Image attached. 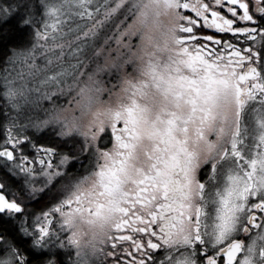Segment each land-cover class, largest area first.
<instances>
[{
  "label": "snow or ice",
  "instance_id": "obj_1",
  "mask_svg": "<svg viewBox=\"0 0 264 264\" xmlns=\"http://www.w3.org/2000/svg\"><path fill=\"white\" fill-rule=\"evenodd\" d=\"M38 7L0 3L2 95L18 113L0 162L23 177L20 192L0 177V264H62L58 250L70 264H264V0ZM36 108L44 119L24 115ZM49 126L39 143L26 131Z\"/></svg>",
  "mask_w": 264,
  "mask_h": 264
},
{
  "label": "rangeland",
  "instance_id": "obj_2",
  "mask_svg": "<svg viewBox=\"0 0 264 264\" xmlns=\"http://www.w3.org/2000/svg\"><path fill=\"white\" fill-rule=\"evenodd\" d=\"M52 2H63V0H52ZM106 2H110V0H93V3H94L97 7H101V6H102L104 3H106ZM72 11L75 12L76 9H73ZM101 11H103L102 8H101ZM100 18H101L100 16H97V17H96V19H100ZM86 23H88V21H86V20H81V19H79L78 17H75V16H72V17L69 18V27H71V28H73V29H74V28L76 27V25H78V24H79V25H84V24H86ZM65 31H68V28H67V27L65 28ZM27 33H28V30H27ZM101 35H103V33H101ZM109 35H111V33H109ZM67 39H72V36L69 35V36L67 37ZM133 40L135 41V38H133ZM28 42L30 43V39H29ZM101 43H102V40H99V39H98V40L96 41V46H99ZM115 46H116V45L113 43V44H112V47L115 48ZM84 50H85V52H86L89 56L92 55V51H93V49H92L91 46L85 48ZM8 55L10 56V55H11V52H9ZM6 59H7V56L4 58V61H3L2 65H1V67H0V75H3V69L6 67V64H5ZM39 62H40V61L38 60V63H39ZM57 70H58V69H57ZM86 71H87V69H86ZM48 74L51 75L52 72L50 71ZM82 79H83V77H82ZM102 79L104 80V86H105V87H109V86H111V85H113V84H116V79L114 78V76H113V77H109L107 74H105V75L102 77ZM0 81H1V83H2V93H3V91H4L3 81H2V80H0ZM51 91L54 92L53 99L55 100V102H56L58 105H59V104H64V105L70 107V105L67 104V101H68L69 97H67V96H59V93H55V90H54V89H51ZM73 95H74V93H73ZM57 96H59V99H57ZM105 98H106V96H105ZM0 104H1V106H2V107H1V118H2V120H3V122H0V131H2V133H1L0 135H3V136H4L3 125H4V124L7 122V120L10 119L12 116H18V113H17L16 111H14V110L11 108L10 105H8V102L5 100V98L3 97V95H2V100L0 101ZM40 104L42 105V108H48V107L50 106V102H49L48 100H42V101H40ZM42 108H36V109H34L32 112H27V111H25V112H24V115H31L34 119H44V118H45V114H44V112L42 111ZM5 113H7V115H5ZM18 122H19V123H24V122H25L24 119H23V116H19V117H18ZM32 130H33L34 132L36 131V132L38 133V137H37L38 139H36V138L34 137V134L30 132V131H32ZM26 131H27V134H28L29 136H32V137L36 140L37 143L43 141L46 137H48L49 135L52 134V128H51V126H49V127H47V128H42V129H40V130H38V131H37L36 129H33V128H28Z\"/></svg>",
  "mask_w": 264,
  "mask_h": 264
},
{
  "label": "flooded vegetation",
  "instance_id": "obj_3",
  "mask_svg": "<svg viewBox=\"0 0 264 264\" xmlns=\"http://www.w3.org/2000/svg\"><path fill=\"white\" fill-rule=\"evenodd\" d=\"M4 0H0V3H3ZM215 34V33H212ZM9 53V52H8ZM7 53V55H8ZM6 57V55H5ZM4 57V58H5ZM4 61V59H3ZM2 61V63H3ZM2 63L0 64V67L2 65ZM0 101L2 100V83L0 82ZM1 104H0V122H3L2 118H1ZM247 119V117H246ZM31 133L34 134V137L36 139H38V133L35 131H30ZM2 133V131H0V134ZM4 136L0 135V142L3 141ZM42 142V141H41ZM55 161V158H54ZM10 167V165H9ZM78 167L77 165H73L72 162H69V165L67 166V170L68 171H73L74 168ZM0 177H7V179L11 182L13 189L16 190L17 192H20V188L21 186H23V177L22 176H16L14 175L12 172H9L8 169L4 166V163L0 162ZM2 182V181H0ZM37 186H39V183H37ZM23 196V193H20ZM41 203H42V198L41 197H35L32 199V201L29 203V208L33 209L34 211L38 212L41 210ZM46 210V209H45ZM12 219L9 216H6L4 214H0V221L2 220H10ZM19 230V225L17 224V231ZM23 235V234H21ZM24 240L26 242H28L29 244L31 243V238L30 237H23ZM244 239H247V237H242ZM33 252L37 251L36 249H32ZM47 249H40L39 252L44 253L45 255L47 254ZM25 255H28V252H25ZM72 255L74 256V251L70 250L68 253H65L63 250H58V258L62 261V264H70V261L68 259V256Z\"/></svg>",
  "mask_w": 264,
  "mask_h": 264
},
{
  "label": "clouds",
  "instance_id": "obj_4",
  "mask_svg": "<svg viewBox=\"0 0 264 264\" xmlns=\"http://www.w3.org/2000/svg\"><path fill=\"white\" fill-rule=\"evenodd\" d=\"M77 232L80 236L82 251L87 252L88 247H89V239H90L91 229L86 224H78Z\"/></svg>",
  "mask_w": 264,
  "mask_h": 264
},
{
  "label": "trees",
  "instance_id": "obj_5",
  "mask_svg": "<svg viewBox=\"0 0 264 264\" xmlns=\"http://www.w3.org/2000/svg\"><path fill=\"white\" fill-rule=\"evenodd\" d=\"M34 2L37 4V10L38 12L40 11L38 5H39V0H34ZM25 35H27V29L24 30ZM9 46L8 42L6 40H0V64L2 63L4 57H5V51H6V47ZM1 82V81H0ZM1 88V87H0ZM2 95V92H1Z\"/></svg>",
  "mask_w": 264,
  "mask_h": 264
}]
</instances>
